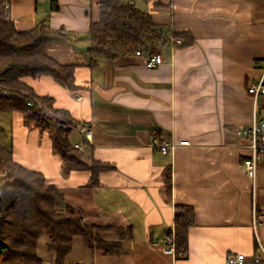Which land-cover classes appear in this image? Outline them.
Segmentation results:
<instances>
[{
	"label": "crops",
	"instance_id": "1",
	"mask_svg": "<svg viewBox=\"0 0 264 264\" xmlns=\"http://www.w3.org/2000/svg\"><path fill=\"white\" fill-rule=\"evenodd\" d=\"M127 1L148 12L166 39L188 33L194 43L152 44L150 52L165 60L153 68L137 54L99 57L92 64L89 31L101 19L100 0L4 2L19 31L44 21L73 35L72 42H51L45 51L76 66L77 89L49 75L22 81L70 114L68 136L81 145L83 159L115 166L100 173L98 186H88L91 170L66 167L50 130L29 126L20 111L0 112V142L12 148L17 162L41 172L67 202L83 209L87 223L133 228L120 254L87 246L75 258L73 248L70 264L90 260V251L97 255L92 264H230L228 256L238 253L246 254V264H255L258 238L264 247V224L254 228L255 212L264 213V157L253 182L243 166L250 139L238 129L249 126L255 112L264 120V96L254 103L248 93L264 71V0ZM82 125L91 131V141ZM73 129L82 140L71 138ZM163 135L177 144L169 154L152 145ZM182 140L190 143L181 145ZM178 205L194 210L184 257L163 250Z\"/></svg>",
	"mask_w": 264,
	"mask_h": 264
},
{
	"label": "trees",
	"instance_id": "2",
	"mask_svg": "<svg viewBox=\"0 0 264 264\" xmlns=\"http://www.w3.org/2000/svg\"><path fill=\"white\" fill-rule=\"evenodd\" d=\"M100 1L101 19L93 22L89 31L88 52L92 64L97 63L99 57L116 58L136 54L139 49L150 53L152 44L173 42V39H166L164 31H158L148 12L130 1ZM4 2L0 0V87L10 90L11 94L0 93V112L20 111L27 124L32 122L42 130L58 129L53 147L65 166L91 170L88 186H98L100 173L115 166L83 159L80 149L68 136L73 123L70 114L56 109L51 96H37L22 81L27 76L49 75L68 89H77L76 66L61 64L45 51L48 43L72 42L73 35L64 28L52 29L44 21L31 30L19 31L6 15ZM53 7L58 8V4ZM177 38L183 40V46L195 41L188 33L178 34L174 39ZM30 99L33 105H28ZM49 123L54 126L50 127ZM0 193V264H46L38 253L42 233L48 237L47 248L56 252V264L68 263L77 237L90 249L99 247L106 254L118 255L133 236L131 226L112 222L87 223L83 209L67 202L60 188L49 184L41 172L17 162L12 148L1 142ZM193 224V208L178 205L174 223L177 252L187 253L188 231Z\"/></svg>",
	"mask_w": 264,
	"mask_h": 264
},
{
	"label": "built area",
	"instance_id": "3",
	"mask_svg": "<svg viewBox=\"0 0 264 264\" xmlns=\"http://www.w3.org/2000/svg\"><path fill=\"white\" fill-rule=\"evenodd\" d=\"M9 5L6 3V8H8ZM183 43V40L180 38L173 40V46L175 45H181ZM137 55L144 56L146 58L147 65L150 68L156 67L160 64H162L165 60L164 57L160 53L150 52V53H144L142 50H137ZM264 70V69H263ZM3 90L4 93H11L10 90L2 87H0V92ZM248 93L251 94L253 97L254 103L257 102V100L264 96V71L261 77L250 84L248 87ZM28 105H33V100H28ZM81 131L84 133L85 138L89 141L92 140V133L88 129L87 126L82 125L80 127ZM238 134L242 136H246L250 139V147H251V154L247 156L243 160V166L245 168V171L247 175L253 180V182L256 181L257 175H258V168L259 163L262 161L264 157V120H260L257 117V114L255 112L253 121L249 126L239 128ZM190 142L189 140H182L180 141L181 145H188ZM152 145L160 150L163 154H169L173 152L177 144L175 141L171 140L168 136H156L153 139ZM77 148H81L80 144L75 145ZM264 224V213L263 214H257L255 212L254 214V228L256 230L258 225ZM258 248L260 252H257L253 257V262L255 264H263L264 263V247L258 238ZM163 250L165 253L170 254L172 256L177 257H184V252H177L176 249V232H175V225L171 228L169 234L163 238ZM247 256L244 253H238V254H231L228 256V262L230 264H246Z\"/></svg>",
	"mask_w": 264,
	"mask_h": 264
},
{
	"label": "rangeland",
	"instance_id": "4",
	"mask_svg": "<svg viewBox=\"0 0 264 264\" xmlns=\"http://www.w3.org/2000/svg\"><path fill=\"white\" fill-rule=\"evenodd\" d=\"M2 87V86H1ZM2 89H4L2 87ZM0 93H4L3 90L0 92ZM4 94H7V95H10L11 93H4ZM27 124V122H26ZM30 124V125H29ZM28 125L29 126H33L34 124L31 122L29 123ZM50 124V123H49ZM54 126L53 124H50V127ZM66 128H67V125H65ZM48 128L45 129V131H47ZM72 131V139H79V140H82L81 139V136H79V134L77 132H75V130L73 129ZM49 132V131H48ZM50 135L52 136V138L55 137V135L57 136L59 134V131L58 129H56L55 127L54 128H51L50 129ZM74 135V136H73ZM5 175V173H3ZM47 242H48V237L45 233H42L41 234V237H39V244H38V253L39 255L45 259L46 261V264H53V260H55V255H56V252L54 250H49L47 248ZM82 247H86L87 248V245H85L84 241L80 238V237H77L76 238V241H74L73 243V248L75 249V253H74V257H79L81 254H83L85 251V249H82ZM97 248L98 250L101 248L99 247H95ZM162 248V247H161ZM87 250V249H86ZM88 254L90 255V260L87 259L86 262H77L79 264H92L93 261L96 260L97 258V255H96V252L93 253V252H88ZM68 260V259H67ZM54 264H56V262H54ZM67 264H70V262H68ZM76 264V263H75Z\"/></svg>",
	"mask_w": 264,
	"mask_h": 264
},
{
	"label": "water",
	"instance_id": "5",
	"mask_svg": "<svg viewBox=\"0 0 264 264\" xmlns=\"http://www.w3.org/2000/svg\"><path fill=\"white\" fill-rule=\"evenodd\" d=\"M0 202H1V193H0Z\"/></svg>",
	"mask_w": 264,
	"mask_h": 264
}]
</instances>
